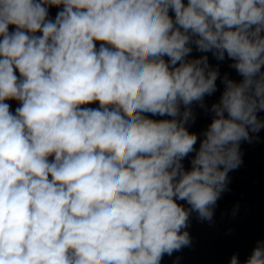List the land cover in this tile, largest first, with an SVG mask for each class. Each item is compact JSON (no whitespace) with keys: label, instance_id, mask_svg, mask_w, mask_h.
Listing matches in <instances>:
<instances>
[{"label":"clouds","instance_id":"obj_1","mask_svg":"<svg viewBox=\"0 0 264 264\" xmlns=\"http://www.w3.org/2000/svg\"><path fill=\"white\" fill-rule=\"evenodd\" d=\"M193 46L242 77H223L198 149L186 124L220 74ZM262 69L264 0H0V264H161L190 247L191 214L212 221L264 129ZM244 264H264V240Z\"/></svg>","mask_w":264,"mask_h":264}]
</instances>
